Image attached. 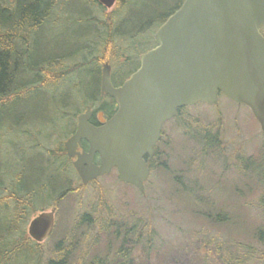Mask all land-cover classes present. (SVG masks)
<instances>
[{"label":"rangeland","instance_id":"obj_1","mask_svg":"<svg viewBox=\"0 0 264 264\" xmlns=\"http://www.w3.org/2000/svg\"><path fill=\"white\" fill-rule=\"evenodd\" d=\"M174 1L163 0L162 4V0H129L124 7L123 2L126 0H119L112 8L102 11L93 9L92 14L100 20L92 23L97 24V27L100 25V30L106 36L109 32L101 21L108 23L109 16L113 20L138 19L143 17L146 11L165 9ZM79 3L80 0H71L68 11H71L69 17L73 21L57 26L52 34L59 31V35L67 41L73 34L79 36L88 31L83 23L75 20V11L80 12V9H77ZM146 27L129 36L113 35L111 43L109 35L106 44L99 36H95L89 43V51L78 52L62 62V67L57 69L61 72L58 77L60 83L53 87L59 88L61 92H68V95L76 98V103L78 99L79 102L74 108L62 107L60 115H56L55 107L48 108L40 117L44 118L47 114L52 122H55L52 127L41 118L36 123L34 121V115L43 108L42 101L38 98H35V103L32 102L33 108L27 109V97L22 99L23 103L18 104L19 107L14 105L9 108V111H14L10 112L15 113L14 118H18L16 113L21 112L22 115L26 112L31 120L27 123L29 125H21L20 129L12 126L10 121L5 125L4 132L8 139L15 140L19 145L21 142V145L26 147L22 156L29 155V159L31 154L48 156L52 151L63 147V142L71 134L76 123V115L84 111L83 93L78 95L77 86H72V82L81 84L84 89L91 76L88 72L89 66H94V57L101 56V52L104 53L105 50L108 59L111 58L110 52L112 56L118 53L119 60L115 58L111 63L112 69L118 68V64L125 59L130 60L128 63L135 61L150 45L149 35L155 27ZM83 39L79 38V41L84 43ZM96 63L101 70L102 62ZM130 67L131 65L128 68ZM64 104L67 105L68 101H64ZM195 130H207L210 135L217 134L216 145L204 148L202 154L203 146L196 141ZM162 135L164 155L151 162V172L145 183L144 193L121 183L115 170L88 185H80L76 178L73 186L78 190L68 195L57 206L53 232L40 243L28 234L29 222L40 211L31 215L30 220L23 226V239L36 246V249L32 250L38 253V257H33L34 264H47V261L56 255L54 250L58 243L60 246H69L70 243L65 241L68 231L70 235L73 232V236L79 241L75 246L80 249L85 247L83 255L86 261L95 255L104 256L108 246L110 251H115L117 246H124L126 251H131L132 264H222V258H226L228 253L227 249L223 247L224 251L214 254L216 246L206 244V234H212L222 242L221 240L230 239L229 231H239L240 228H235L233 224L227 229L213 227L214 225L206 222L202 216L193 214L190 210L191 203L181 199V183L184 182L194 187V191H198L200 200L205 199L204 195L206 199L209 197L211 203L216 205V211H226L230 216L234 209L243 217L244 224H264V201H261L264 198V186L256 173L264 171V137L259 124L246 107L220 96L217 105L199 103L186 108L180 117L164 124ZM49 151L51 153H48ZM247 160H251L252 164L243 168L242 162L246 164ZM190 197L194 203L195 197L192 193ZM51 207L52 204L44 210L49 211ZM84 213H89L90 225L80 231L74 228V224ZM135 223H138L140 230H134ZM127 228L128 237L122 243ZM249 236L248 230L241 231L245 244L262 249L264 244L255 239L249 241ZM137 238L138 242L135 241ZM74 254L77 255L75 251ZM76 261L69 260L68 264H77ZM116 262L118 260L112 259L111 264ZM257 264L261 263L257 261Z\"/></svg>","mask_w":264,"mask_h":264},{"label":"trees","instance_id":"obj_2","mask_svg":"<svg viewBox=\"0 0 264 264\" xmlns=\"http://www.w3.org/2000/svg\"><path fill=\"white\" fill-rule=\"evenodd\" d=\"M128 1L123 2L124 7ZM70 2L71 0H0V264H34L33 257H38V253L32 250H35L36 246H32L29 240L23 239L25 233L23 226L27 224L33 213L42 211L51 204L59 206L68 195L77 191L78 188L73 186L76 178L82 185L63 147L52 151V154L48 156L31 154L30 159L29 155L22 156V152H26V147L22 146L21 142L19 145L15 140L8 139L4 132L5 125L7 121H10L12 126L20 129L21 125H29L27 123L31 120L26 112L22 115L21 112L16 113L18 118H14L15 113L12 114L14 111H9V108L14 105L16 108L19 107L18 104H22V99L25 97L28 98L27 109L33 108L32 104L36 102L35 98H38L42 101L43 108L34 115V121L36 123L41 118L52 127L55 122L53 123L47 114L44 118L40 117L48 108L55 107L56 115L58 113L60 115L62 107L74 108L79 102L78 99L76 103V98L68 95V92H61L59 88L53 87L60 83L58 77L61 72L57 69L62 67L65 59L73 57L78 52L89 51L91 48L89 43L95 36H99L100 40L106 44V38L108 39L109 35L111 43L113 35L129 36L146 26L148 29L150 26H157L178 9L182 0H175L165 9L155 8L150 12L146 11L145 15L138 19L117 20L115 18L113 20L109 16L108 23L101 21L109 32L106 36L100 30V25L97 27V24H93L100 19L92 14L93 9L102 11L104 7L100 6L97 0H80L77 6L80 12L75 11L77 13L75 20L83 23L88 31L79 36L73 34L65 41L59 35V31L56 34H52V31L64 22L68 24L69 21H73L69 17L71 11H68ZM161 3L163 4V0ZM149 36L151 42V34ZM79 38H84L82 42H85L81 43ZM104 53L101 52V56L94 57V66H89L88 72L91 76L88 84H85L86 87L83 89L81 84L78 85L76 82H72V86L76 84L78 95L83 93V99L80 98L84 107L90 104L96 108H102L110 116L114 112V103L112 99L102 98L100 95V69L96 62L115 61L118 53L112 56L110 52L109 59ZM64 101H68V104L65 105ZM186 108L179 109L176 118L180 117ZM194 132L196 141L203 146L202 154L205 151L204 148L216 145L217 134L210 135L207 130ZM163 149L162 145L158 147L155 159L164 155ZM249 164H252L251 160H247L246 164L242 162V167L245 168ZM256 173L264 186V171L261 173L256 171ZM181 185L183 191L181 199L191 203L190 210L193 214L202 216L206 222L214 225L213 227L227 229L230 224H233L241 231L248 230L249 241L255 239L264 244V224L246 225L242 221L243 217H240V213L234 209L230 216L226 214V211L217 210V212L214 209L216 205L211 203L209 197L206 199L204 195L205 199L200 200L198 191H194V187L185 182ZM190 193L195 197L194 203ZM261 201H264V198ZM227 209L229 210V207ZM86 225H90L89 213L80 215L74 228L81 231ZM133 225L134 230H140L138 223ZM127 230L128 228L125 230L122 243L128 237ZM240 230L229 231L230 239L221 240L222 242L219 241L220 238L206 234V244L216 246L214 254L217 251H224L223 247L227 249L228 253L226 258H222V264H257V261L264 263V246L260 249L252 244H245ZM65 241L70 243L69 246H60L61 244L58 243L54 250L56 255L49 259L47 264H68L69 260L73 262L75 259L77 264H111L112 259L118 260L116 264H132L131 251L130 249L126 251L124 246H117L115 251H110L108 246L109 249L107 248L108 251L104 256L95 255L86 261L83 252L85 247L82 246L80 249L79 246H75L79 241L75 239L73 232L70 235L68 231ZM135 241L138 242L139 239ZM74 251L77 253L76 256Z\"/></svg>","mask_w":264,"mask_h":264},{"label":"water","instance_id":"obj_3","mask_svg":"<svg viewBox=\"0 0 264 264\" xmlns=\"http://www.w3.org/2000/svg\"><path fill=\"white\" fill-rule=\"evenodd\" d=\"M116 0H99L107 8ZM264 0H184L154 35L156 46L140 56L139 68L120 86L104 64L101 94L117 110L99 126L90 107L77 115L64 142L83 185L116 169L118 179L144 193L163 124L183 106L217 105L219 94L246 106L264 136ZM89 148L78 151L81 141ZM99 164L94 163L95 156ZM55 207L29 223L38 242L52 232Z\"/></svg>","mask_w":264,"mask_h":264},{"label":"flooded vegetation","instance_id":"obj_4","mask_svg":"<svg viewBox=\"0 0 264 264\" xmlns=\"http://www.w3.org/2000/svg\"><path fill=\"white\" fill-rule=\"evenodd\" d=\"M98 1V0H97ZM183 1V0H182ZM117 2H119V0H117ZM99 3V2H98ZM182 3V2H181ZM100 4V3H99ZM100 6H102V7H104L102 4H100ZM104 9H105V7H104ZM159 25V24H158ZM157 25V26H158ZM154 30H155V28H154ZM153 30V31H154ZM149 31V30H148ZM154 33V32H153ZM155 45V43H154V39H153V34H152V36H151V43H150V45H149V48H151V47H153ZM148 48V49H149ZM113 61L114 60H106V61H103L102 62V65H104V64H109V66H110V80H111V83H112V85H114V86H120V85H122L125 81H126V79H128L129 78V76L132 74V73H134L138 68H139V65H140V55H138V58L135 60V61H133V60H131V62L130 63H128L130 60H128V59H125V61H123L122 63H119L118 64V68H114V69H112V64L111 63H113ZM128 63V64H127ZM125 64H127V65H125ZM124 65H125V70H124ZM129 65H131V67L130 68H128L129 67ZM113 67H114V65H113ZM100 75H101V71H100ZM101 77V76H100ZM99 87H100V82H99ZM101 95V97L103 98V97H105L104 95H102V94H100ZM92 106V113H91V117H90V119H89V121H90V123H92V124H94V125H100L102 122H104L105 121V117H109L108 116V114L106 113V111L105 110H103L102 108H96L95 106H93V105H91ZM114 107V111L116 110V105H114L113 106ZM177 116H178V114H177ZM75 128H76V126L74 127V129H73V132L72 133H74V131H75ZM162 134H161V137H160V140L158 141V143L156 144V149H155V152H154V157H145V160H146V162H147V164H148V166H149V168H150V170H151V167H152V164H151V162L155 159V156H156V153H157V149H158V147L162 144ZM85 142L84 141H82V147H80V148H78V151H82V150H85V151H87V149H88V146H86L85 147ZM72 161H73V159H71ZM71 161V162H72ZM95 162L97 163L98 162V159H96L95 160ZM72 164V163H71Z\"/></svg>","mask_w":264,"mask_h":264}]
</instances>
